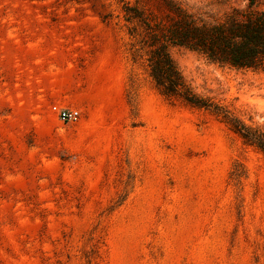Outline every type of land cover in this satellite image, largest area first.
Listing matches in <instances>:
<instances>
[{
    "label": "rangeland",
    "instance_id": "rangeland-1",
    "mask_svg": "<svg viewBox=\"0 0 264 264\" xmlns=\"http://www.w3.org/2000/svg\"><path fill=\"white\" fill-rule=\"evenodd\" d=\"M131 42L119 0H0V264H264V154L164 96ZM171 52L198 94L264 129V70Z\"/></svg>",
    "mask_w": 264,
    "mask_h": 264
},
{
    "label": "trees",
    "instance_id": "trees-1",
    "mask_svg": "<svg viewBox=\"0 0 264 264\" xmlns=\"http://www.w3.org/2000/svg\"><path fill=\"white\" fill-rule=\"evenodd\" d=\"M119 2L134 49L133 60H142L156 88L169 99L209 111L245 144L264 154V129L247 125L224 106L198 94L171 52L180 48L220 66L264 70V7L249 0L246 6L234 7L222 16H206L181 0Z\"/></svg>",
    "mask_w": 264,
    "mask_h": 264
},
{
    "label": "built area",
    "instance_id": "built-area-1",
    "mask_svg": "<svg viewBox=\"0 0 264 264\" xmlns=\"http://www.w3.org/2000/svg\"><path fill=\"white\" fill-rule=\"evenodd\" d=\"M54 110L58 117L63 121H74L81 115L80 110L77 108L58 107L55 105Z\"/></svg>",
    "mask_w": 264,
    "mask_h": 264
}]
</instances>
